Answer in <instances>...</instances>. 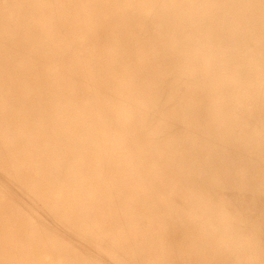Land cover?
<instances>
[{
  "label": "rangeland",
  "instance_id": "rangeland-1",
  "mask_svg": "<svg viewBox=\"0 0 264 264\" xmlns=\"http://www.w3.org/2000/svg\"><path fill=\"white\" fill-rule=\"evenodd\" d=\"M263 16L0 0V264H264Z\"/></svg>",
  "mask_w": 264,
  "mask_h": 264
},
{
  "label": "bare ground",
  "instance_id": "bare-ground-1",
  "mask_svg": "<svg viewBox=\"0 0 264 264\" xmlns=\"http://www.w3.org/2000/svg\"><path fill=\"white\" fill-rule=\"evenodd\" d=\"M133 1H136V0H129V2H133ZM171 6H172V4H171ZM263 18H264V16H263ZM173 27H175V28H178V27H180V26H174L173 25ZM225 34V36H226V34L227 33H224ZM230 39V38H229ZM197 41V40H196ZM250 48V49H249ZM252 47H247L246 49H245V54H247V53H249V51H251L252 49H251ZM244 49V48H243ZM243 49H241V52H242V50ZM249 49V50H248ZM205 51V50H204ZM209 51L211 52L210 53V55L211 56H213V60H214V57H216V55L214 54V52L212 53V51L210 50V48L206 51L208 54H209ZM201 54H203V53H201ZM221 55H223V54H220L219 56L220 57H222ZM260 57H261V59L259 60V63H258V65H257V71H256V69H255V67H253V69H254V74L252 73V75H253V78L256 80V82H261L260 80H262L263 79V77H262V79H260L259 77H260V74H259V72L261 71L262 73L264 72V50H262L261 51V54L259 55ZM213 62V61H212ZM213 69H214V66H213ZM212 72H214L213 70H212ZM250 79V78H249ZM159 89V88H158ZM183 92V91H182ZM214 93V92H213ZM209 96H210V94H208ZM256 95H257V97L256 98H258V99H264V89H263V87H262V85L261 86H259V88H258V90H257V92H256ZM221 97V96H220ZM199 98V97H198ZM221 99V98H220ZM223 99V98H222ZM207 100V99H206ZM220 101V100H219ZM232 101V100H231ZM221 105V104H220ZM219 105V106H220ZM223 105V104H222ZM218 105H217V103H216V107H217ZM238 107H240V106H238ZM214 108V107H213ZM181 111V110H180ZM216 111V110H215ZM179 112V111H178ZM177 116H179V115H177ZM176 117V116H175ZM175 117H174V120H175ZM221 119V118H220ZM217 120V119H216ZM216 120H215V122H216ZM233 120V119H232ZM234 121V120H233ZM214 122V124H217V123H215ZM220 122V121H219ZM209 126V125H208ZM211 126H213V125H211ZM181 127H183V126H181ZM213 128H215V126L213 127ZM216 129V128H215ZM204 130H206V129H204ZM200 132H202V131H200ZM217 132V131H216ZM218 132H220V131H218ZM222 133H223V131H221ZM200 134V133H199ZM225 134V133H224ZM252 134V133H251ZM206 135V134H205ZM230 135V134H229ZM208 136V135H207ZM224 136V135H223ZM254 136V135H253ZM205 137V136H204ZM206 138H208V137H206ZM1 141V140H0ZM136 141V140H135ZM135 141H133V142H135ZM233 141V140H232ZM122 143V142H121ZM136 143V142H135ZM139 143V142H138ZM119 145H121V144H119L118 143V146ZM122 146V145H121ZM111 147V146H110ZM113 149V148H112ZM186 149V148H185ZM245 149V148H244ZM240 150V149H239ZM245 151V150H244ZM256 153V152H255ZM184 155V154H183ZM186 155V154H185ZM257 155V154H256ZM182 156V155H181ZM180 156V157H181ZM188 156V155H187ZM251 158V157H250ZM180 161H181V159H179ZM255 160V159H254ZM245 161V160H244ZM244 161H242L243 163H244ZM259 161V160H258ZM124 163V162H123ZM179 163V162H178ZM182 163V162H181ZM258 163V162H257ZM246 164V163H245ZM261 164V163H260ZM240 165V164H239ZM258 165V164H257ZM261 167V166H260ZM263 167V166H262ZM152 169V168H151ZM150 169V170H151ZM149 170V169H148ZM150 170H149V172H150ZM236 172V171H235ZM245 174V173H244ZM232 175H234V173L232 174ZM235 175H237V174H235ZM234 175V176H235ZM226 176V175H225ZM158 177V176H157ZM244 177V176H243ZM227 178V177H226ZM225 178V179H226ZM188 179H189V177H188ZM188 179H187V181H188ZM229 179V178H228ZM143 180V179H142ZM159 180V179H158ZM234 179H232V181H233ZM237 180L238 181H240V177H237ZM243 180V179H242ZM145 181V180H144ZM191 181V180H190ZM223 181V180H222ZM236 181V180H235ZM226 182V181H225ZM237 182V181H236ZM248 182H249V180H248ZM252 182V181H251ZM141 183V182H140ZM184 183V182H183ZM223 183V182H222ZM144 184V183H143ZM235 184V183H234ZM141 185V184H140ZM212 185V184H211ZM233 185V184H232ZM248 185V184H247ZM183 186V185H182ZM219 186H220V184H219ZM224 186V185H223ZM255 186V185H254ZM236 187V186H235ZM143 188V187H142ZM216 188V187H215ZM229 188V187H228ZM242 188V187H241ZM162 190V189H161ZM214 190V189H213ZM218 190V189H217ZM240 190V189H239ZM250 190V189H249ZM240 191H242V189L240 190ZM218 193H219V191H218ZM244 193H245V191H244ZM137 194V193H136ZM162 194H164V193H162ZM255 194V193H254ZM252 195V194H251ZM125 196V195H124ZM131 196V195H130ZM163 196V195H162ZM253 196V195H252ZM175 197V196H174ZM254 197V196H253ZM260 197V196H259ZM244 199V198H243ZM253 199V198H252ZM171 200V199H170ZM251 200V199H250ZM178 201V200H177ZM245 202H246V200H245ZM247 203V202H246ZM148 205V204H147ZM177 205V204H176ZM197 205V204H196ZM168 206V205H167ZM201 208V207H200ZM247 208V207H246ZM164 209H167V207L166 208H164ZM175 209V208H174ZM193 209V208H192ZM252 210V209H251ZM250 210V211H251ZM159 211H161L162 212V209H159ZM193 211V210H192ZM212 211V210H211ZM250 211H248L249 213H250ZM201 212V211H200ZM240 212V211H239ZM196 213V212H195ZM229 213H230V211H229ZM202 214V213H201ZM232 214V213H231ZM233 215H235V214H233ZM155 216V215H154ZM238 216H240V215H238ZM151 217H152V215H151ZM234 217V216H233ZM232 217V218H233ZM194 218H196V217H194ZM205 218V217H204ZM237 218V217H236ZM239 218V217H238ZM240 220V219H239ZM186 221V220H185ZM245 221V220H244ZM173 222V221H172ZM206 224V223H205ZM175 225V224H174ZM215 225V224H214ZM213 225V226H214ZM254 225V224H253ZM241 226V225H240ZM242 227V226H241ZM177 228H181V226L180 225H178L177 226ZM131 230V229H130ZM129 230V231H130ZM155 240H156V238H155ZM202 240V239H201ZM121 241V240H120ZM157 244H159V242L157 243ZM100 246V245H99ZM157 246V245H156ZM160 247V246H159ZM106 251V250H105ZM179 256V255H178ZM108 263V262H107Z\"/></svg>",
  "mask_w": 264,
  "mask_h": 264
}]
</instances>
